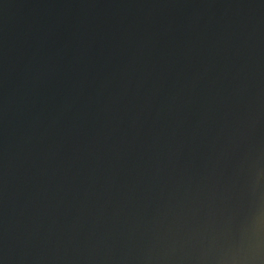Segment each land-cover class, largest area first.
Masks as SVG:
<instances>
[{
  "label": "water",
  "instance_id": "95a60500",
  "mask_svg": "<svg viewBox=\"0 0 264 264\" xmlns=\"http://www.w3.org/2000/svg\"><path fill=\"white\" fill-rule=\"evenodd\" d=\"M0 264H264V0H0Z\"/></svg>",
  "mask_w": 264,
  "mask_h": 264
}]
</instances>
